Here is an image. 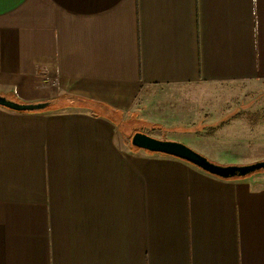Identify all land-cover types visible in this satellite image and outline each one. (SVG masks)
Instances as JSON below:
<instances>
[{
    "label": "crops",
    "instance_id": "crops-1",
    "mask_svg": "<svg viewBox=\"0 0 264 264\" xmlns=\"http://www.w3.org/2000/svg\"><path fill=\"white\" fill-rule=\"evenodd\" d=\"M208 86L264 90V0H0V94L51 107L0 105V264H264V170L123 127L206 153L182 130Z\"/></svg>",
    "mask_w": 264,
    "mask_h": 264
},
{
    "label": "rangeland",
    "instance_id": "rangeland-1",
    "mask_svg": "<svg viewBox=\"0 0 264 264\" xmlns=\"http://www.w3.org/2000/svg\"><path fill=\"white\" fill-rule=\"evenodd\" d=\"M199 95L203 96L202 106L197 104L194 107L200 110V114H196L193 124L182 131H193L197 135L193 143L207 151L201 153L222 164L250 163L242 161L247 157L264 155L263 89H251L245 93L233 86H208ZM123 121L131 143L134 131L145 129V126L138 122L135 115ZM206 125L208 128L201 136L200 130Z\"/></svg>",
    "mask_w": 264,
    "mask_h": 264
},
{
    "label": "water",
    "instance_id": "water-1",
    "mask_svg": "<svg viewBox=\"0 0 264 264\" xmlns=\"http://www.w3.org/2000/svg\"><path fill=\"white\" fill-rule=\"evenodd\" d=\"M0 105L18 111H37L49 106L48 101L19 102L0 94ZM133 146L152 152H161L185 159L200 168L223 178L244 177L253 172L264 170V159L244 164H222L211 160L186 143L173 139L153 136L143 130H137L131 137Z\"/></svg>",
    "mask_w": 264,
    "mask_h": 264
},
{
    "label": "trees",
    "instance_id": "trees-1",
    "mask_svg": "<svg viewBox=\"0 0 264 264\" xmlns=\"http://www.w3.org/2000/svg\"><path fill=\"white\" fill-rule=\"evenodd\" d=\"M63 105H65V103H61V104H57V105H55V106H53V107H60V106H63ZM49 108H51L50 106L49 107H47V108H45V109H43V110H46V109H49ZM37 111H41V110H37ZM135 132V131H134Z\"/></svg>",
    "mask_w": 264,
    "mask_h": 264
}]
</instances>
